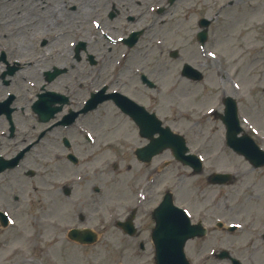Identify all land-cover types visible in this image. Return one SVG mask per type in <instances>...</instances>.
Returning a JSON list of instances; mask_svg holds the SVG:
<instances>
[{"label":"rangeland","instance_id":"374dc122","mask_svg":"<svg viewBox=\"0 0 264 264\" xmlns=\"http://www.w3.org/2000/svg\"><path fill=\"white\" fill-rule=\"evenodd\" d=\"M19 1L0 0V76H9L7 65L17 67L11 83L0 88V97L8 91L18 96L10 106L17 109L12 113L13 135L7 119L0 120V155L7 158L26 149L52 123H39L32 111L38 94L54 92L68 99L60 119L84 103L91 91L107 87L155 111L165 125L184 136L204 166L196 175L171 151L150 164L138 162L134 151L147 141L112 102L103 103L78 120L77 132L60 128L47 132L17 169L0 175V211L11 219L7 228L0 225V264H29L31 256L33 264H154L151 215L167 192L193 222L205 221L210 229L206 240L187 245L193 264H227L209 258L221 249H229L243 264H264V168L254 169L226 146L225 128L213 116L214 111H223L225 96L233 97L245 132L264 149V0H177L171 5L168 0ZM24 1L28 6L38 2L34 12L38 23L26 30L16 25ZM83 1L108 5L91 14L99 19V27L94 19L83 26L78 20L64 21V5L71 14ZM138 2L143 3L146 19L138 20L130 12ZM202 19L210 21L204 47L197 40ZM19 28L24 33L17 42L23 41L24 47L10 49L7 33L15 37L22 33L16 31ZM133 31L142 34L129 49L119 39ZM79 41L87 46L77 61L74 49ZM173 51L177 58L171 57ZM89 55L95 56V65ZM16 57L30 60L23 62L31 68L27 74ZM187 64L202 74V80L183 77ZM53 68L65 73L49 83L43 71ZM142 74L155 83L154 89L142 84ZM185 94L189 102L183 107ZM183 109H189L188 118L181 115ZM84 134L91 136L90 144ZM63 138L69 149L63 148ZM67 151L79 157V167L65 161ZM215 172L231 173L235 180L226 186L211 185L209 176ZM65 189H70V196ZM134 208H139L135 224L141 231L135 241L147 247L139 255L134 254V239L115 226ZM46 209L49 215L53 209L52 216L46 218L45 228H35L34 220ZM217 221L239 229L218 230ZM77 227L96 231L97 243L75 247L66 235Z\"/></svg>","mask_w":264,"mask_h":264},{"label":"water","instance_id":"95a60500","mask_svg":"<svg viewBox=\"0 0 264 264\" xmlns=\"http://www.w3.org/2000/svg\"><path fill=\"white\" fill-rule=\"evenodd\" d=\"M208 22L203 21L202 26H207ZM135 35L134 37H136ZM200 40L203 42L206 39V33L199 35ZM131 45L134 44V41ZM190 71H193L191 67L185 66V74L194 77L196 79L200 78V74L193 71V75ZM56 76L50 77V80ZM144 82L147 80L144 78ZM118 95V94H117ZM114 96H102L99 93L93 96L92 100L89 101V108L94 109L100 103L105 100L115 99L114 102L122 111L128 114L136 122L140 129L141 137L148 139L150 143L137 151V157L140 161L150 162L151 159L162 153L167 149H171L174 157L183 162L185 165L193 168L195 173L201 171V162L194 155H187L188 149L186 147V142L183 137L173 133L169 127L163 128L162 122L159 121L155 115H149L146 111L136 105L131 100L121 97L120 95ZM225 115H223L222 121L226 127V140L228 146L237 154L244 156L254 167L264 166V151L261 150L256 143L248 135L243 133L237 118V106L235 101L232 99H226L225 102ZM49 103L45 102V99H41L36 107L35 111L40 116V121L48 122L54 118L55 114L61 111V107L52 108L49 107ZM242 136H239V134ZM159 134L158 138L155 135ZM1 161V158H0ZM16 161L8 162L1 165L0 162V173L7 168H12L16 165ZM213 183H225L229 179L228 175H215L212 177ZM173 197L171 194H167L160 207L154 213V219L156 222V227L152 234V239L156 248V264H188L185 255L184 247L188 239L194 237H201L205 235V231L199 226H192L186 213L174 207ZM3 226L6 223L1 220ZM125 224L119 223V226H124ZM125 230L133 233V228L130 226H124ZM70 237L73 240H77L80 243H93L96 237L90 232H81L74 230L70 233ZM224 256H227L224 254ZM222 256V257H224ZM236 264H239L235 262Z\"/></svg>","mask_w":264,"mask_h":264},{"label":"bare ground","instance_id":"6f19581e","mask_svg":"<svg viewBox=\"0 0 264 264\" xmlns=\"http://www.w3.org/2000/svg\"><path fill=\"white\" fill-rule=\"evenodd\" d=\"M39 1L42 4H52L50 2H47L49 0H47L45 2H42L41 0H39ZM26 2L27 1H24L23 3L20 4L21 5L20 8H22L23 5H24V8H23V10H21L20 12H18V18L16 20V25L18 27H22L23 30L29 29L32 24H37L38 23L37 15H36V13H34L36 11V7L38 6V2H36L37 3L36 6H34L33 4H30L28 6V5H26ZM71 2L72 1H70V3ZM19 3H20V1H19ZM107 6L108 5H97L96 6L94 3H91L89 1H83L81 3V7H79L78 11H76L75 13H71L70 14L66 10L67 4H65L64 5V10L66 12H65V15L63 16V19H64V21H67V20H78L82 24V26H83V24L91 23L92 21L95 20L94 17L91 14H93L95 12L98 13L99 12L98 10L101 9V8H106L107 9L108 8ZM73 8L75 10V7H73ZM3 11L9 12V9L3 10ZM130 12L132 14L134 13V15L136 16L134 18H137L138 20H140L141 17L142 18H145V19L147 18V15L145 16L146 12H145V9L143 8V3L142 2L136 3V5L134 6V8H132V10ZM78 14H80V15H78ZM96 19L97 20H95L93 22L94 23V26L99 27V25H100L99 24V21H98L99 19L98 18H96ZM0 22H2V21H0ZM68 24L69 23H66V25H68ZM74 24H76V22H74ZM45 27H46V25H44V28ZM49 28H50V26H49ZM21 30L22 29L19 28L16 31L18 32V31H21ZM23 30H22V33L20 32V34L19 33L16 34L17 36H15V37L13 35L7 33V36L6 37L11 40L10 49H11V47H24V45L22 44L23 41L20 42V43L17 42V38L18 37L23 39V36H22V34L24 33ZM15 59L21 62V64L23 66L20 69L23 70L24 72H26V74H27V71H30L31 68L28 67V66H26V64H24L23 62L30 63V60L29 59H26V61H25L23 58H22V60H19L17 57ZM33 61H34V63H37L38 62L37 60H33ZM38 65L39 64H34V67H37ZM39 68H40V70H39L38 73H40L42 71V67H39ZM33 71H34V68H33ZM180 86L181 85H179V87H178L179 89H180ZM188 98H189V95L188 94H185L184 95V101H181L180 102V104L183 105V107L185 105H187V103L189 102L188 100H186ZM181 115L183 117H185V118H188L189 117V109H183V111H181ZM40 215L41 216H40L39 219H38V217L36 218V224L43 225V224H45L44 214H40Z\"/></svg>","mask_w":264,"mask_h":264},{"label":"flooded vegetation","instance_id":"af4514ba","mask_svg":"<svg viewBox=\"0 0 264 264\" xmlns=\"http://www.w3.org/2000/svg\"><path fill=\"white\" fill-rule=\"evenodd\" d=\"M8 82L6 83L5 81H2V84L4 85V86H8L10 83H11V81L10 80H7ZM112 86H113V84H112ZM124 86V85H123ZM76 132L78 131V129H76L75 130ZM212 261H215V260H213V259H211ZM216 263H220V262H216Z\"/></svg>","mask_w":264,"mask_h":264}]
</instances>
